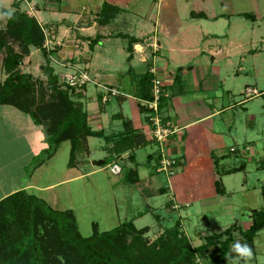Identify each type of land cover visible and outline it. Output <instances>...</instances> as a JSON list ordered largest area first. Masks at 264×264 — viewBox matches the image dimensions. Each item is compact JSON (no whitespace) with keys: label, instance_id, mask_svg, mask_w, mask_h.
<instances>
[{"label":"crops","instance_id":"crops-1","mask_svg":"<svg viewBox=\"0 0 264 264\" xmlns=\"http://www.w3.org/2000/svg\"><path fill=\"white\" fill-rule=\"evenodd\" d=\"M66 1H70L71 5L74 6L77 5L76 2L82 5L80 12L84 15H78L74 21L69 23L63 19L69 26L63 32V37L59 27L62 22L49 21L47 18V14L53 12V9H51L52 4L56 5V3H51L48 0L44 1V8L36 10L34 15L45 26L49 35L48 43L51 47L57 49L55 56L59 61L62 58V64L76 62L75 52L82 47L79 40L83 39L88 43L99 40L98 38L97 40L92 39L90 36H82L81 33L100 25L99 21L104 5H109L108 13L115 15L108 24L103 25L118 22L121 26L127 27L130 25V14L138 15L143 19L137 21L134 25L138 36L136 34L135 36H129L123 32L114 35L116 37H126L129 42L132 39L135 41L133 58L128 61L131 66L128 72L132 78L122 74L118 76L119 79L115 76H103L99 69V76H96L98 82L97 80L93 81V94L88 96L89 88H86L82 102L88 113L89 126L94 132H102L103 136L87 139L88 152L82 151L79 154L77 165L74 168L68 167L71 157V143L69 141L67 142H69L70 155L66 157L67 161L60 166L59 162L55 161L61 147L64 144L67 145V142L57 146L52 154L44 156V152L49 148V138L45 127L36 124L27 114L30 133L22 135V126L20 125L22 115H19L18 110L11 106H0L1 155L5 154L7 145L14 150L13 145L19 142L21 136L22 141L26 142L25 144L30 149L33 144L36 145V148L31 149L30 153L35 155L32 156L33 160H39L33 166L30 175L26 174V166L14 170L10 168V165H12L10 163L9 168L12 171L3 169V165L0 166V202L17 192L26 191L46 202L53 210L61 212L71 210L75 212L73 198L79 192L84 193L86 179L89 178V184L93 185V182L97 181L94 176L104 173V177L109 184L111 182L109 177L113 179L116 190H122L127 185L131 186V191L127 193L126 198L117 199L121 205L126 203L128 206L133 200L134 192L140 193L147 207H145L146 210L143 208L135 209L137 211L130 222L137 229L148 228L150 232L155 231L152 226H145L146 223L142 222L149 220L150 216L157 215L154 210L160 207V202L153 203V200H159L162 195H167V199H169L163 203L166 211L179 216L181 210L190 208L193 204L201 206L198 213L211 206H219L221 209L229 207L230 205L226 206L227 203L224 201L228 199L229 193L223 181L226 194L224 196L218 194L216 183L218 180H222V177L218 174L215 161L224 157V150L227 148V134L223 131V125L229 128V125L234 122L229 119L224 120L223 117L226 112L233 111L242 105L243 101L237 102V92L235 93L232 87H226V80L222 78L219 67H212V71L211 68H207L202 63L206 52L204 50L199 52L196 48H191V43L196 41V34H194L195 29L190 22L207 18L205 9L208 6H213L211 2L205 4L202 2L203 0H61V4H66ZM88 6L93 9L90 15H87L85 9ZM57 10L61 11L62 7H58ZM39 11L45 15L46 21L37 16ZM242 14L245 13H240L237 16ZM223 18L222 15L215 14L213 20L218 21ZM119 20L121 21L119 22ZM216 36L218 37V35ZM220 37L229 38L228 35ZM163 42L166 43L165 48H163ZM162 51H164L163 54ZM66 55L70 58H66ZM88 60L89 58L86 56L85 61ZM135 60L139 61L142 68L141 66L133 67ZM216 60V57L213 58L211 64L214 65ZM153 69L157 72V76L162 78L165 96L169 101L168 112L165 115L179 130L169 146V154L178 160L177 173L168 181V179L162 180L160 173L155 172V170L151 172L142 170L145 167L148 169L147 165L151 166L150 163L153 159L157 162V166L159 164L158 146L154 143L155 153L150 151L147 162L143 166L137 158L136 151L138 149L127 151L121 155L122 159L118 163L122 168V172L117 177H122V180H125L128 171L135 170L139 182L133 185L124 183L120 185L119 181L114 179L117 177L110 173L108 165L116 158L115 152L112 151L115 146H120L119 141L122 138L120 135L125 133L124 129L127 128L130 131H135L134 133L138 135H142L143 137L137 138L138 142H142L143 139L145 141L151 139V128L147 114L140 110L141 101L143 100H141V92L139 91L141 78ZM4 80L5 75L0 71V83ZM103 87L119 89L125 96L112 98L104 104L102 102ZM245 89L247 92L248 89L252 88L246 86ZM253 90L256 89L253 88ZM130 100L135 101L137 105L134 106ZM220 117L222 118L220 119ZM125 121L130 122L127 127L123 124ZM38 128L42 131L40 139L37 138L39 144L41 143L40 146H37L36 139H32L35 133L38 132ZM93 138L101 140L98 144L99 151H96L101 157L97 160H91V157L96 155V153L93 154L90 147V140ZM30 141L32 144H30ZM147 146L148 144H145L141 148ZM233 152H236V150ZM105 165L107 167H104ZM21 169L23 172H21ZM16 171L18 177L22 178L23 175L24 179L17 185H11ZM117 184L120 186L117 187ZM168 202H171L172 206H168ZM155 217H158L159 220L156 219L158 222L161 220L159 215ZM178 222L183 230V222L181 220ZM140 224L144 226L140 228ZM158 225V232H163L165 227L162 224Z\"/></svg>","mask_w":264,"mask_h":264},{"label":"rangeland","instance_id":"rangeland-1","mask_svg":"<svg viewBox=\"0 0 264 264\" xmlns=\"http://www.w3.org/2000/svg\"><path fill=\"white\" fill-rule=\"evenodd\" d=\"M15 1L20 2L19 0H0V6L12 13L15 11ZM44 1L46 2V0H22L21 9L29 13V15L34 16L37 9L44 8ZM202 2L205 4L211 2L213 6H208L209 8L205 6L207 18L190 22L193 24L192 26L195 29L194 34H196V41L195 43H191V48H196L199 52L201 50L206 52L202 63L211 69L214 66L219 67L222 78L226 80V87H232L233 91L237 92V102L243 101L242 105L233 111L226 112L223 117L224 120L229 119L234 122L229 125V128L223 125V131L227 134V148L224 150V159L221 160V166L226 170L240 168L243 165L245 168L243 167L244 169L238 173L222 177V181L229 193L228 199L224 201L227 203L226 206H230L225 209H221L219 206H211L205 208L203 212L198 213L201 206L193 204L190 208L180 211L179 214L182 217L180 219L178 214L166 211L163 203L169 200L167 199V195L160 196L159 200H153V203L160 202V207L154 211L156 212L155 214L161 217V220L159 223L155 217L157 215H154L150 216L149 220L142 222L146 223L145 226H152L155 230L154 232L149 231L145 236L149 243L156 241L161 235L162 231L158 232V224H162L165 227L163 230L172 229L181 220L184 227L183 233L188 236L193 247H198L204 243L205 237L221 233L232 225H238L242 230H247L252 224L251 212L264 209L262 196V188L264 187V0H203ZM76 4V6L71 5L70 1H66V4H61V2L56 3V5L52 4L51 9H53V12L47 14L49 21L57 20L62 22L59 25L62 37L63 32L69 27L63 19L69 23L74 21L78 15H84V13L80 12L82 5L78 2ZM58 7H62V10L58 11ZM85 9L87 15H90L93 10L90 6ZM240 13L252 14L253 18L237 16ZM215 14L222 15L224 20L214 21L213 17ZM37 16L46 21V17L42 12H37ZM129 17L131 20H129L130 25L127 27L114 22L110 25L100 24L92 27L89 31L81 33L82 36H90L92 39L97 40L98 38L99 40L92 42L94 43L93 46L90 45V42L88 43L83 39L79 40L82 47L78 48L75 52L74 56L77 57L75 63L62 64V58L61 61L52 60L49 62L41 51L33 49L31 55L23 64L22 72L33 76L37 97L40 98L39 101L48 103L55 98L54 85L49 79V67L54 70L56 75L60 76V79L72 76L76 70H88L90 80L92 81L87 85L89 88L88 96L93 94V83L95 80L98 82L96 76H99V69L103 76H115L118 78L122 74L132 78L128 72L131 66L127 60L129 40L123 36H114L119 32L135 36L136 30L134 29V25L137 21L143 19L135 14H130ZM152 19L154 20L153 17ZM5 24V17L0 13V28L4 27ZM222 35H228L229 38H221L220 36ZM165 46L166 43L163 42V48ZM163 53L164 51H162ZM86 56L89 58L88 61H85ZM54 57L55 59L57 58L56 56ZM215 57L217 58L216 63L212 65V59ZM66 58L69 59L70 57L66 55ZM140 66L142 68L139 61L135 60L133 67L137 68ZM160 79L164 85L162 78ZM246 86H250L252 89H248L246 92ZM253 88L257 90L258 95L248 94V91H252ZM130 101L134 106L137 105L135 101ZM18 113L22 115V119L20 120L22 135L29 134L30 126L27 114H20L19 111ZM37 131L32 138L36 139V141L37 138L40 139L42 132L40 128ZM99 141L101 140L95 138L90 140L93 154L97 150L99 151ZM25 143L20 136L19 142L13 145L15 147L14 150L7 145L5 154L1 155L0 153V166L3 165V169L12 171L10 168L15 170L26 166V174H31L33 166L39 160H33L32 156L35 155L30 153V150L36 148V145L33 144L30 149ZM37 143V146L41 145L38 141ZM30 144H32L31 141ZM67 145L64 144L61 147L55 161L59 162L60 166L67 161L66 157L70 155V148ZM147 147L149 148L145 149ZM147 147L136 151L137 158L142 166L147 162V156L150 151H154L155 153V144H148ZM234 150L236 152H233ZM99 157H101L100 154L96 153V155L91 157V160H97ZM10 163L12 165L9 168ZM150 164L151 166L147 165L148 169L142 167V170L147 172L155 170L156 172L158 166L155 159ZM104 167H107V165ZM153 167L154 169H152ZM21 172H23L22 169ZM14 175L15 177L12 178L13 182H11V185H17V183H21V180L24 179L23 175L22 178L18 177L17 171ZM160 176L162 180H167V177L163 174H160ZM94 178L97 181H94L93 185L89 184V178L86 179L84 193L81 194L79 192L73 198L74 213L83 237H91L95 230L94 226L100 233L108 232L122 223L130 222L137 211L135 210L136 208L138 210L142 208L146 210L145 207L147 206L137 191L134 192L133 200H131L128 206L126 203L121 205L118 201L119 198H126L127 193L131 191V186L127 185L122 190H116V184L113 182V179L109 177L111 181L109 184L104 177V173L98 174ZM114 179L119 181L120 185L123 184L122 177ZM120 185L117 184V187ZM143 226V224L139 225L140 228ZM236 241L243 243L238 234L236 235ZM254 249L256 254L248 259L242 258L240 264H264V230L255 239ZM215 255L216 251L212 250L206 256L200 257V264L209 263ZM231 255L234 256L235 253H231Z\"/></svg>","mask_w":264,"mask_h":264},{"label":"trees","instance_id":"trees-1","mask_svg":"<svg viewBox=\"0 0 264 264\" xmlns=\"http://www.w3.org/2000/svg\"><path fill=\"white\" fill-rule=\"evenodd\" d=\"M14 8L9 18L4 15L8 11L0 6V13L6 20L5 26L0 28V71L6 76L0 83V106H11L45 127L49 148L44 155L52 154L57 146L69 141L71 157L68 167L74 168L79 154L82 151L88 152L87 139L103 136L102 132H94L89 126L88 113L82 102L87 85L77 91L76 87L62 83L60 76L49 67V79L54 85L55 98L48 103L39 101L33 76L22 72L23 64L33 49L41 51L49 62L57 49L48 43L49 35L45 26L35 16L21 9L22 1H15ZM109 9V5H104L100 24H108L114 18L115 14L108 13ZM240 16L253 18L252 14ZM134 44L132 39L127 48L128 61L133 58ZM154 78L150 71L141 78V100H153ZM166 98L164 94L160 103V110L165 114L169 108ZM140 110L145 112L142 106ZM123 124L127 127L130 122L125 121ZM124 130L125 133L120 135V146H115L112 151L115 152L116 161L109 164L118 163L122 159L121 155L127 151L155 143L153 139L138 142L137 138L142 135L127 128ZM222 159L224 157L215 161L220 177L238 173L245 168L243 165L244 168L241 166L226 170L220 164ZM135 172L129 170L123 183L133 185L139 182ZM216 186L218 194L224 196L226 192L221 179ZM262 196L264 201V187ZM167 204L172 206L171 202ZM251 217L252 224L247 230L232 225L221 233L205 237L204 243L198 247L192 246L179 222L174 228L165 229L152 243L145 237L149 229H137L132 222H125L102 233L94 226L93 235L83 237L73 211L53 210L37 196L20 191L0 202V264H200L199 258L212 250L216 251V255L207 264H227L226 256L237 234L243 243L249 245L253 255L256 254L254 241L264 230V209L252 211ZM156 219L159 220L158 217Z\"/></svg>","mask_w":264,"mask_h":264},{"label":"built area","instance_id":"built-area-1","mask_svg":"<svg viewBox=\"0 0 264 264\" xmlns=\"http://www.w3.org/2000/svg\"><path fill=\"white\" fill-rule=\"evenodd\" d=\"M52 60L57 61L55 57H52ZM150 72L155 75L152 88L153 100L141 101V106L147 114L148 123L151 128V139L158 146L159 164L156 172L165 175L168 181H170L177 173L178 160L169 154V146L179 130L166 117L165 113L161 112L160 103L162 96L165 94L164 85L154 69L150 70ZM61 82L67 83L71 87H76L78 91L82 89L83 85H88L92 81L90 80L88 71L80 69L76 70L72 76L62 78ZM103 91L102 102L104 104L112 98L125 96L116 88L103 87ZM248 94L258 95V92L252 90L248 91ZM108 169L113 176H119L122 172V168L118 163L109 164Z\"/></svg>","mask_w":264,"mask_h":264},{"label":"clouds","instance_id":"clouds-1","mask_svg":"<svg viewBox=\"0 0 264 264\" xmlns=\"http://www.w3.org/2000/svg\"><path fill=\"white\" fill-rule=\"evenodd\" d=\"M4 15L11 18L12 13L7 12ZM231 253H235V255H231ZM253 255L252 249L249 247L247 243H241L239 241H234L231 245L230 253L226 256L227 264H240V260L242 258L248 259Z\"/></svg>","mask_w":264,"mask_h":264},{"label":"water","instance_id":"water-1","mask_svg":"<svg viewBox=\"0 0 264 264\" xmlns=\"http://www.w3.org/2000/svg\"><path fill=\"white\" fill-rule=\"evenodd\" d=\"M98 164H100V163H98Z\"/></svg>","mask_w":264,"mask_h":264}]
</instances>
